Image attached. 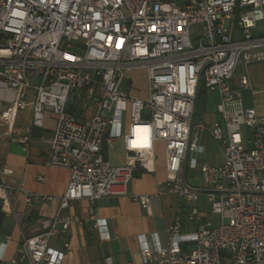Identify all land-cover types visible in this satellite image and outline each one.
Wrapping results in <instances>:
<instances>
[{
  "label": "built area",
  "instance_id": "built-area-1",
  "mask_svg": "<svg viewBox=\"0 0 264 264\" xmlns=\"http://www.w3.org/2000/svg\"><path fill=\"white\" fill-rule=\"evenodd\" d=\"M261 61L264 0H0V122L27 151L33 129L50 112L53 130L39 137L47 147L44 165L70 170L56 213L23 231L9 260L3 257L9 237L0 241V262L62 264L69 243L52 241L71 221L81 223L64 213L79 199L127 195L150 214L149 195L127 188L135 174L153 169L162 143L165 190L188 203L189 219L216 220L183 233L178 213L164 245L156 236L151 243L139 237L143 261L264 264V116L253 107L230 108L240 104L239 89L230 86L236 68L243 71L240 88H247V67ZM136 68L145 70V97L122 88ZM207 91L220 97L210 126L195 120ZM88 101L90 113L76 117L71 108L83 111ZM28 106L27 131H14ZM203 132L219 143L223 162H203L194 186L187 171L196 168ZM116 139L124 141L121 164L102 152ZM17 191L27 208L49 198L2 179V209H10Z\"/></svg>",
  "mask_w": 264,
  "mask_h": 264
},
{
  "label": "crops",
  "instance_id": "crops-1",
  "mask_svg": "<svg viewBox=\"0 0 264 264\" xmlns=\"http://www.w3.org/2000/svg\"><path fill=\"white\" fill-rule=\"evenodd\" d=\"M242 73V68L238 66L230 79V86L233 89H239L240 95V104H233L230 108L253 107L258 114L264 116V61L251 63L247 67L250 84L247 88H240L239 81ZM135 74L134 70L127 71V82L129 83L127 90L132 95L145 97L146 86L142 87L134 83ZM210 93L216 94L214 101L217 103L220 98L217 91L205 92L204 99L206 100ZM4 107L5 104L0 101V112ZM71 110L76 117L86 115L76 107H72ZM77 110L80 114H77ZM30 114L29 106L18 112L13 125L14 131L21 133L27 131ZM217 119L215 106L207 114L204 108L197 118L196 105V121H202L210 126ZM53 127L54 117L47 111L43 127L33 129L29 148L23 151L19 143L11 140L7 125L0 122V181L3 179L13 186L22 185L28 191L49 197L27 208L17 191L10 201L8 211L0 207V241L9 237L3 255L5 261L15 254L23 231L29 232L37 219L49 218L56 213L59 197L64 193L69 181L70 170L68 168L44 165L47 147L39 137L49 135ZM198 142L203 148L198 155L196 165L200 172L203 162L210 165H219L223 162L221 146L208 133H200ZM157 146L163 147L162 143H158ZM102 152L111 163L121 164L125 159L124 141L116 139L110 143L104 142ZM39 176H43V180H38ZM164 180V153L160 157L156 153L153 169L138 172L128 184V193L149 195L150 214L127 195L103 197L94 200L93 203L87 199L73 202L64 213L70 217H79L81 223L71 221L64 236L52 241L55 246H58L63 239L69 243L62 264H150L143 261L139 244L140 236L150 243L156 236L158 242L164 245L167 241V225L178 213L185 218L182 223L183 233L192 232L198 223L214 217L206 214L198 219H189L188 203L179 199L175 194L167 192ZM192 182L191 185H200L195 179H192ZM158 190L161 193H158ZM33 216L36 219L29 221L28 218ZM95 219L98 225L94 223ZM0 264L3 262L1 261Z\"/></svg>",
  "mask_w": 264,
  "mask_h": 264
},
{
  "label": "rangeland",
  "instance_id": "rangeland-1",
  "mask_svg": "<svg viewBox=\"0 0 264 264\" xmlns=\"http://www.w3.org/2000/svg\"><path fill=\"white\" fill-rule=\"evenodd\" d=\"M134 70V72L136 73L135 74V81L134 83L135 84H138V85H141L142 87H144L143 85H145V70L144 68H136V69H132ZM127 80V78H126ZM128 82L125 81V83L123 84L122 88L124 90L127 89L128 87ZM134 91V90H133ZM204 93H200L199 95V99H198V104H197V118L198 116L203 112L204 108H205V111H206V114L209 113L211 111V109H213L214 106H216V103H215V98H216V94L215 93H210L208 95V97L206 98V100L204 99ZM205 102V103H204ZM204 106V107H203ZM92 107H93V103L92 101H88L87 102V105L84 107L82 113L85 115L87 114L88 112H90L92 110ZM77 114H80V111L77 110ZM156 153H157V156L160 157L163 155V147H158L156 148ZM192 179H195L197 182L201 183V172L199 171V168L196 167L195 169L193 170H189L187 172V181L192 184ZM210 220L214 221L215 220V217H210L209 218Z\"/></svg>",
  "mask_w": 264,
  "mask_h": 264
},
{
  "label": "trees",
  "instance_id": "trees-1",
  "mask_svg": "<svg viewBox=\"0 0 264 264\" xmlns=\"http://www.w3.org/2000/svg\"><path fill=\"white\" fill-rule=\"evenodd\" d=\"M35 219H36L35 216H33V217H29V218H28L29 221H33V220H35Z\"/></svg>",
  "mask_w": 264,
  "mask_h": 264
},
{
  "label": "bare ground",
  "instance_id": "bare-ground-1",
  "mask_svg": "<svg viewBox=\"0 0 264 264\" xmlns=\"http://www.w3.org/2000/svg\"><path fill=\"white\" fill-rule=\"evenodd\" d=\"M6 208H8V207H6Z\"/></svg>",
  "mask_w": 264,
  "mask_h": 264
}]
</instances>
